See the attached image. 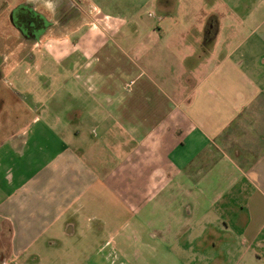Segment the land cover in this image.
<instances>
[{"label": "crops", "instance_id": "1", "mask_svg": "<svg viewBox=\"0 0 264 264\" xmlns=\"http://www.w3.org/2000/svg\"><path fill=\"white\" fill-rule=\"evenodd\" d=\"M84 27L61 115L22 97L38 113L0 129L14 259L264 264V0H80L66 39Z\"/></svg>", "mask_w": 264, "mask_h": 264}, {"label": "rangeland", "instance_id": "2", "mask_svg": "<svg viewBox=\"0 0 264 264\" xmlns=\"http://www.w3.org/2000/svg\"><path fill=\"white\" fill-rule=\"evenodd\" d=\"M16 3L17 0H0V54L5 57V64L3 65L2 63L0 65L1 75L3 76H0V115L2 116L0 119L4 121L6 129H23L28 125L32 116L38 113L36 109L35 111L32 109L30 113L25 112L26 114H23L22 118L11 123L9 117L14 108L18 109L16 110L18 112L21 110L26 111V109L23 108L22 97L27 100L31 98L34 102H42V104L46 106V108L40 112V114L42 113V119L46 122L51 123L52 120L54 121V118L56 119V116L61 115V111L66 107V48L72 49V45L76 38H78L80 45H86V33L88 34L89 32H93L92 30H95L84 27L81 29L80 34H76V36H73V33L70 32V37L68 39H66V32L60 37H43L41 41L38 42L37 48L30 49L29 55L21 59V57L26 54H20L21 51L23 52L22 48H20V52H15L16 49H19L21 40L17 34L14 33L8 21H6V13L9 12V9ZM98 4H100L99 1ZM110 17L115 20L116 14L111 12ZM95 24L98 27L102 25V22L99 21V17H96ZM112 35L111 33L103 35L100 40L105 42V44L96 47H102L100 51L103 52L102 49L105 48V45L106 47L111 46L109 43L113 40L121 45L122 51L126 52L128 39L119 38L117 35L111 37ZM8 36H10V38ZM95 40H98V37L95 38ZM10 51L15 53L12 54ZM119 52L120 53L116 55L113 62H126V55L122 56V52ZM130 54L132 56V53ZM108 56H111L110 53ZM24 93H27V95H24ZM55 102L60 104L57 105ZM62 120L63 119H59V121H56L59 123L56 124L57 126L53 125V128L66 129V120ZM72 125L78 124L72 122ZM2 233L0 237V257L2 256L0 264L34 263H21L16 261L11 253V248L7 246V229ZM232 250L233 259H231L228 264H238V257L244 252V248L240 245H236ZM35 264L52 263L35 262Z\"/></svg>", "mask_w": 264, "mask_h": 264}, {"label": "flooded vegetation", "instance_id": "3", "mask_svg": "<svg viewBox=\"0 0 264 264\" xmlns=\"http://www.w3.org/2000/svg\"><path fill=\"white\" fill-rule=\"evenodd\" d=\"M80 14V0H62L61 6L58 9L57 21L58 25L54 26L49 20L51 18H46V15H41L33 11V5L26 3L25 0H17V3L13 5L9 12L6 13L9 25L13 29L14 33L17 34L19 39L21 40L18 52H20V48H22L20 54L28 56L30 49L37 46L38 42L41 41L43 37L51 36V34L62 35L66 32V26L70 25L73 21H75ZM10 38V36H8ZM24 44V45H23ZM18 47V46H17ZM15 49V47H14ZM17 52V50L15 51ZM11 52L10 53H15ZM4 55L0 54V65L4 63ZM0 76L1 75V67H0ZM3 77V76H2ZM1 77V78H2ZM22 103L24 100L22 99ZM25 105V104H24ZM23 105V108L26 111H16L15 109L10 114V122H14L19 118H22L25 112H29L35 108L29 105ZM0 118L2 116L0 115ZM8 123V122H7ZM0 129H6L5 123L0 119ZM13 129V128H11ZM2 256L0 257V261Z\"/></svg>", "mask_w": 264, "mask_h": 264}, {"label": "clouds", "instance_id": "4", "mask_svg": "<svg viewBox=\"0 0 264 264\" xmlns=\"http://www.w3.org/2000/svg\"><path fill=\"white\" fill-rule=\"evenodd\" d=\"M25 2L33 5V11L51 18L49 22L54 26L58 25L56 17L62 0H25Z\"/></svg>", "mask_w": 264, "mask_h": 264}]
</instances>
